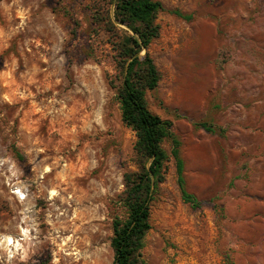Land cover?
I'll list each match as a JSON object with an SVG mask.
<instances>
[{"label":"rangeland","instance_id":"rangeland-1","mask_svg":"<svg viewBox=\"0 0 264 264\" xmlns=\"http://www.w3.org/2000/svg\"><path fill=\"white\" fill-rule=\"evenodd\" d=\"M160 1L147 47L159 79L144 98L172 121L200 204L182 198L164 138L140 258L264 264V0ZM113 8L0 0V264H113L123 174L138 168L118 101L128 27Z\"/></svg>","mask_w":264,"mask_h":264},{"label":"trees","instance_id":"trees-1","mask_svg":"<svg viewBox=\"0 0 264 264\" xmlns=\"http://www.w3.org/2000/svg\"><path fill=\"white\" fill-rule=\"evenodd\" d=\"M163 9L160 0H114L112 18L124 24L118 41L120 84L118 101L123 122L135 134L133 145L138 168L123 174L124 189L121 202L125 213L112 218L110 246L113 264H143L140 255L143 238L151 227L150 205L157 182L163 178L162 167L167 154L162 147L164 138H171L172 153L176 159L178 183L182 198L199 207V200L183 187L182 162L178 154L172 121L152 112L145 101L144 93L158 82L159 72L147 51L152 38L158 36L156 14ZM175 13L178 11L175 10ZM109 22L112 19L109 16ZM146 49L141 54L142 49ZM200 126L213 130L212 125L201 121Z\"/></svg>","mask_w":264,"mask_h":264},{"label":"bare ground","instance_id":"bare-ground-1","mask_svg":"<svg viewBox=\"0 0 264 264\" xmlns=\"http://www.w3.org/2000/svg\"><path fill=\"white\" fill-rule=\"evenodd\" d=\"M20 196H22V195H20Z\"/></svg>","mask_w":264,"mask_h":264}]
</instances>
